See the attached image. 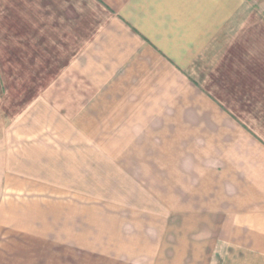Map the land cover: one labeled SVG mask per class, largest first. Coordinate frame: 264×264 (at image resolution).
Instances as JSON below:
<instances>
[{"label": "crops", "instance_id": "obj_1", "mask_svg": "<svg viewBox=\"0 0 264 264\" xmlns=\"http://www.w3.org/2000/svg\"><path fill=\"white\" fill-rule=\"evenodd\" d=\"M89 2L94 29L73 2L35 23L59 30L39 51L73 48L33 127L0 139V264H264V49L230 48L245 12Z\"/></svg>", "mask_w": 264, "mask_h": 264}, {"label": "rangeland", "instance_id": "obj_2", "mask_svg": "<svg viewBox=\"0 0 264 264\" xmlns=\"http://www.w3.org/2000/svg\"><path fill=\"white\" fill-rule=\"evenodd\" d=\"M231 1H234L236 11L239 12H236V18L243 13L242 11L245 12V16L244 23L235 22V38L230 48L232 46L234 48L250 47L263 51L264 0ZM70 2L74 3V8L82 19L83 16L84 18L88 17L87 25H90V29H94L101 21L102 17L100 16L104 15L103 13L99 14L95 7L89 8L90 5L92 6L89 0H70ZM70 2L65 0H0V139L2 143L5 141L7 133L13 134L12 131L17 130L20 126L33 127L34 121L25 116L26 110L29 106H33L35 96L44 94L48 89L36 86L41 83L45 85L47 80L48 85L56 79H62L63 75V79H65L66 68L61 69L58 74L57 72L52 74L51 72H55L57 68H52L50 72V67L56 60L58 63L56 65H60L59 59L62 62L67 61L69 58L66 55L67 48L72 50L73 43L70 44V41H66L65 35L60 36V39H54V43L58 42L59 45L56 58L51 57L49 48H46V51H39L41 48L39 45L43 41V36L40 35V30L43 29L40 28L43 26L45 31L49 32V34L43 33L47 36L46 42L49 41L48 38L50 41L53 36L56 38L59 30L56 29L53 31L54 34H51L49 28H51L52 22L50 21V25L49 22L42 26L35 25V23L43 21L41 18L45 17L46 11L47 13L48 11H60V15L63 16L62 13L65 12V8ZM40 5L43 9L38 11L37 6ZM58 23L54 26L65 29L66 25L62 21ZM77 25L82 26L78 23ZM79 38L78 34V46L76 45L74 48L75 53L81 51L82 40ZM36 53L41 54L39 56L41 61L33 63L34 61L31 59ZM69 55L71 56L70 51Z\"/></svg>", "mask_w": 264, "mask_h": 264}]
</instances>
